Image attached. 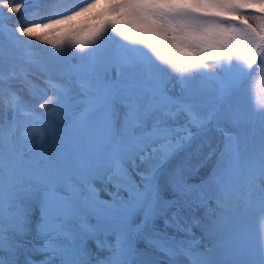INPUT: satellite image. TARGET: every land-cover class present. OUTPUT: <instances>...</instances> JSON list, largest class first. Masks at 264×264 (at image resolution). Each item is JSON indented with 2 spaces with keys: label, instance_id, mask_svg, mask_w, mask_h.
<instances>
[{
  "label": "snow or ice",
  "instance_id": "snow-or-ice-1",
  "mask_svg": "<svg viewBox=\"0 0 264 264\" xmlns=\"http://www.w3.org/2000/svg\"><path fill=\"white\" fill-rule=\"evenodd\" d=\"M257 83L264 0H0V264H264Z\"/></svg>",
  "mask_w": 264,
  "mask_h": 264
},
{
  "label": "rangeland",
  "instance_id": "rangeland-1",
  "mask_svg": "<svg viewBox=\"0 0 264 264\" xmlns=\"http://www.w3.org/2000/svg\"><path fill=\"white\" fill-rule=\"evenodd\" d=\"M253 102L256 104L264 103V83H257L253 92ZM254 230H259L261 227L260 221L254 220L252 225Z\"/></svg>",
  "mask_w": 264,
  "mask_h": 264
}]
</instances>
